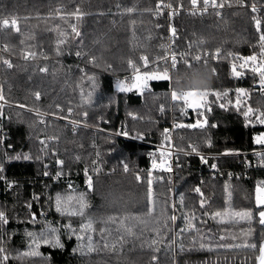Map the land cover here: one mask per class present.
<instances>
[{"label": "trees", "instance_id": "1", "mask_svg": "<svg viewBox=\"0 0 264 264\" xmlns=\"http://www.w3.org/2000/svg\"><path fill=\"white\" fill-rule=\"evenodd\" d=\"M159 1L0 0V20L18 24V28H3L0 34L4 47V54L0 53V89L5 97L0 101V210L9 221L0 224V237L10 257L7 264H257L264 225L259 223L254 205V189L264 173L213 179L199 159L182 156L183 168L178 174L157 175L164 179L155 180L150 190L148 148L107 134L122 130L130 136L146 134L161 142L164 125L171 119L174 108L168 82H152L142 94L114 89L115 78L130 73V61L142 67V56L151 63L164 55L167 22L164 14L157 13ZM180 3L190 4L189 0L174 2L176 6ZM77 10L79 19L73 15ZM253 16L264 19V10L255 15L232 8L221 17L211 14L203 18L180 14L175 20L179 48L188 50L189 56L220 48L223 54H259ZM27 53L33 55L28 57ZM93 57L95 63L90 62ZM5 58L11 60V67L2 62ZM148 70L154 68L149 65L144 72ZM213 70V65H180L171 85L176 90L225 92L226 74L215 77ZM197 77L202 85L210 82L211 86L190 87ZM89 93L91 102L85 103ZM245 93L248 107L255 113L264 112V99L251 89ZM209 99L214 106L210 126L204 131L180 132L178 148L195 144L216 152L260 147L253 138L264 132V126H246L243 112L247 108L241 107L245 104H240L239 110L234 107L235 93L220 99L221 103L232 101L225 108L215 96L209 95ZM68 119L87 127L73 133L72 126L64 121ZM16 156L21 158L14 159ZM125 163L128 171L122 167ZM233 164L234 159L225 160L220 167L232 168ZM86 172L93 177L91 189L85 185ZM137 175H143L140 182ZM226 186L231 192L230 202ZM174 187L175 211L170 207ZM197 187L206 201L203 209L199 207L200 196L194 192ZM57 193L83 197L84 215L58 214L54 208ZM178 194L184 196L183 207ZM224 209L251 211L252 218L227 224L211 218L215 211ZM32 213L38 221L35 225L29 222ZM193 213V223L200 232L179 233L180 228L187 227L185 214L191 217ZM174 214L177 219L171 221ZM88 220L93 223L91 251L87 233L77 239L63 227L70 221L81 235V226ZM45 222L59 226L63 247L42 245V256L14 259L27 250L25 233L40 231ZM252 243L256 249L242 246ZM209 245L212 251L207 250Z\"/></svg>", "mask_w": 264, "mask_h": 264}, {"label": "snow or ice", "instance_id": "2", "mask_svg": "<svg viewBox=\"0 0 264 264\" xmlns=\"http://www.w3.org/2000/svg\"><path fill=\"white\" fill-rule=\"evenodd\" d=\"M190 5L192 6L193 9V13L192 14H204L207 13L209 8H212L214 11H216V14L219 15V9H222L225 4L223 2V0H220V2L218 3L217 0H189ZM201 5H202V9H201ZM231 6V5H229ZM245 5H243V3H241V7H243ZM158 9L162 8V7H166L169 10L172 11L173 14H176L177 10H173L172 9V5L171 4H164V0H160V3L158 4ZM182 7V5H178V8ZM251 12L252 13H257L258 9L255 6V4H253L251 6ZM73 15L77 16V19H79V14H78V10L77 13H74ZM253 21H254V27L257 33H259V41H260V60L258 61V57L257 55L253 54L250 55L248 57H233L234 60H239L240 63L239 65H237L236 63H233L231 66V71L233 73V75L237 78H239L240 76L243 75V69H245V67L247 66L248 68H250L251 72L253 73V75L258 74L259 75V84L262 86V88H264V31H262V27H264V19H261L257 16H253ZM3 25L6 27H12V28H18V24L17 22L14 21H9V20H5L3 21ZM72 31L78 36L79 32L76 30L75 26H73ZM171 34L172 36H175V29H171ZM61 43H63V41H60ZM6 50V49H5ZM28 57H31L33 54L32 53H27L26 54ZM77 56L81 55L80 52L76 53ZM216 55H219V50L216 51ZM229 55H232L231 53H229ZM201 59V57L199 55H196L193 57V60L195 62H199ZM141 60L143 61V66L147 68L149 61L147 56H142ZM166 63H170L171 67L173 70H176L177 68V57L175 54H172L169 57H165L164 58ZM3 63L7 64V66L11 67V63L9 60L6 61H2ZM92 63H95V58L93 57L91 59ZM131 64V61L129 62ZM181 63H183L185 65V67L191 68L192 64L188 63V61L186 60H181ZM134 72L136 73V75L133 77V81L134 83L130 86H125L124 83L122 82H117L116 84V88L118 91L120 92H128L131 91L133 87L137 88L141 94L143 92L144 89L147 88V81L149 80H165V81H170L171 77L169 75V72L167 70V68H165L163 71L160 70H148L146 72H144L143 74H140V70L139 68H137L135 65H132ZM240 68L241 71H238L237 68ZM42 72H47V68H42L41 69ZM90 80L94 81V78H90ZM237 99H236V103L234 105V107H236L237 110H239L240 104H241V95H247V93H245L244 89H237ZM209 95L215 96V98L217 100H220L222 98L227 97L228 93L224 92V93H220V92H210V91H203L200 93H191V92H185L184 94H177L174 90L171 92V99L173 101L176 102H182L184 107L181 109V111L183 113H187L188 109L193 110L194 112H197L198 116L203 117L204 115V109L206 108L207 104H208V100L207 97ZM39 93H36V99H39ZM5 97L3 96L2 93V89H0V101H4ZM91 102V93L88 94V97L85 99V103H90ZM232 101L228 100L226 103H221L219 106L221 108H225L227 106V104H231ZM208 111H210V107L207 108ZM161 111H163V108H161ZM69 112H71V110L69 109ZM0 115H2V113H0ZM38 116H42L41 113L37 112ZM243 115L246 119V126H255L256 124H259L261 126H264V112H258V113H254L253 109L248 108L247 111L243 112ZM253 115H255V120L252 119ZM84 116H87V113H84ZM135 118V117H133ZM41 123H43V120H41ZM207 125V119L203 118V119H197L195 123H191V124H182V123H178L176 124L174 127L176 128H184L187 127L189 129H194V128H201L203 129L204 127H206ZM125 135H127V133H124ZM164 139L166 141V143L168 144L169 148L171 147V136H170V132L168 129L164 130ZM253 142L256 145H260V146H264V132L259 133L257 135L254 136L253 138ZM44 141H41V144H44ZM208 146L211 147V142H208ZM191 151L192 152H197V149L195 146H191ZM198 154V153H197ZM225 155H239L240 153L238 152H225ZM256 155H258L261 158V166H264V152H258L256 153ZM160 156L161 157H168L170 156V152H160ZM14 159H20L21 157L16 156L13 157ZM24 159H30L29 156H24ZM201 162L204 164L208 163V159L205 158L204 156H200ZM63 161L62 160H57V164L62 166L63 165ZM151 166L152 169H159L161 171H168L171 172V166L170 164H168L166 161L162 162V163H157V161L155 159L152 160L151 162ZM249 166H251L249 164ZM123 169L125 171H128V165L125 163L122 165ZM211 167L213 169L216 168V165L213 164L211 165ZM3 172L2 167H0V173ZM45 175H47L48 173L45 172ZM87 175V172L85 173ZM59 175V173H58ZM137 178V182L141 181V178L139 175L136 176ZM0 179H2V177H0ZM147 183L149 185V189L151 190V186H152V179H151V173H149V178L147 180ZM9 187L12 186L11 183H9L8 185ZM71 187V186H69ZM87 187L89 189L92 188V179L91 176H88L87 179ZM227 187L226 186V191H227ZM194 192L200 196V200H199V207L201 209L205 208L206 206V201L204 199V194L201 191V189L199 187L194 189ZM179 196V204L181 205V207H183L184 205V196L182 194H178ZM227 197H228V201L230 202L231 200V192L227 191ZM36 199H39V197H35ZM254 205L255 207L258 209V217H259V223L264 225V181H261L260 183H258L255 186V190H254ZM27 207L29 209H31V204H27ZM173 209L175 208V204L172 205ZM230 207V204H229ZM54 208L55 211L60 214L61 216H68V217H74V216H83L84 215V208H85V204L83 202V197H74L72 195H61L60 193L55 194L54 197ZM43 215V213H42ZM205 215H207V213H205ZM214 220H217L218 223L221 224H227V223H233V222H238V220H250L252 218V212L251 211H229L228 209H224V210H217L215 211V213L212 215L211 217ZM177 219L176 215H172L170 217L171 221H175ZM183 219L187 222V227H183L179 229V233H184L187 231H191L194 233H199L200 229L196 228L195 223H193V221L196 220L195 214L193 213V215L191 217H188L187 214H185V216L183 217ZM8 218L6 213L3 210H0V224L3 225H7L8 224ZM30 223H32L33 225H35L36 223H38L37 219H36V214L32 213L31 214V218H30ZM200 223H203V221H200ZM63 227L65 229H67V231L69 232L70 235L72 236H76L77 239H83V233H87L88 234V243H87V247H88V251L92 250V237H91V232L93 230V223L91 220H88L87 223L82 224L80 232L81 235H77V230L73 228L71 222H67L63 225ZM59 226H53L48 222H45L44 225H42V228L40 231L36 232V231H28L25 233V235L28 237V244H27V250L18 253L17 256L13 257L14 259H26V258H30V257H40L42 256V253L39 251L40 247L42 245L44 246H49V247H53V248H62L63 244L61 243L60 239H59ZM224 237L221 236L220 239H223ZM244 247H248V248H252V249H256L257 245L255 243L252 244H245L242 245ZM201 248H204L205 245L201 244L200 245ZM218 247L221 248H225V247H229L228 245H218ZM183 250V249H182ZM208 251H212L213 248L211 247V245H209L207 247ZM258 256H257V264H264V241H262L260 243L259 246V250H258ZM9 255L6 253L5 248L3 246V238L0 237V264H7V261L9 260Z\"/></svg>", "mask_w": 264, "mask_h": 264}, {"label": "built area", "instance_id": "3", "mask_svg": "<svg viewBox=\"0 0 264 264\" xmlns=\"http://www.w3.org/2000/svg\"><path fill=\"white\" fill-rule=\"evenodd\" d=\"M237 1H239V0H227L225 2V6L222 9L218 10L219 11V15H217V14L216 15L218 17H221L223 15L222 13H224L225 11H227L229 9H232V8L246 9V10L251 11V6L253 4H249V2L250 1H254V0H240L241 1L240 3H237ZM217 2H218V0H217ZM261 2L264 3V0H262ZM241 3H243V5H245V6L241 7ZM164 4H171L173 10H177L178 9L176 14H173L172 11L169 10L168 8H166V7H162V10H161V8H159V10L157 11V13L166 14V16H167V27L169 25V28H167V30H169V31L172 28V26H171V24H173L172 22L175 23L176 18L180 14L184 13L186 15H195V16H199V17H204V16L209 15L212 12L216 13V11H214L212 8H209L207 13H204V14H199V13L192 14L193 13V9H192V6L190 4L188 6H183L182 5V7L178 8V6H176L174 4V2H172V0H164ZM229 5H231V6H229ZM255 6L257 7L258 12H260V10L262 8H264V4L255 5ZM201 9H202V5H201ZM163 10H164V12H163ZM257 13H254V14L257 15ZM3 28H12V27L4 26L3 25V21L0 20V34H1V31H2ZM166 49H167V47H165V50ZM3 52H4V47H3L2 43H1V38H0V53H3ZM171 55H172L171 53L167 54V56L164 55V57L159 60L160 66H162L163 70L165 68H167L170 77H171L172 72H174L175 70L172 69L170 63H166L165 62L164 58L165 57H169L170 58ZM175 55L177 57V68H176V70L178 69V67L180 65H184L183 63H181V60H186V61H188V63H191L192 65H203L204 64V66H207L206 64L208 63V60L213 59L211 56L217 57L218 59H220V61H223V62L227 63V65L229 66V68L227 69V73H228L227 74V76H228L227 79H228L229 85L233 89H235V90L242 89V88L246 87L245 85L247 84L248 80H254L255 81V93L258 96H260L261 98L264 99V88H262V86L259 84V75L258 74L253 75V73L251 72L250 68H248L246 66L245 69L242 70L243 71V75L242 76L237 78V77H235L233 75V73L231 71L232 64L236 63L237 65H239V63H240L239 60H234L233 59V57H236V55L232 54V55H228L226 57H223L222 53L220 51H219V55L218 56L216 55V52L213 55L210 54V53H202V54H198L201 57L199 62H195L193 60V57L195 55L194 56H189V55H185V54L182 55V54H179L178 52ZM223 55L225 56V54H223ZM248 56H250V55H243V54L239 55V57H248ZM6 60H9L10 63H11L10 59H6L5 58V61ZM132 65H135L137 67L136 63L131 62V64H129L130 73L128 75L124 76L123 78H119V77L115 78V81H116L115 82V87H114L115 91L120 92L116 88L117 82H122V83L125 84V86H130V85H132L134 83L133 77L136 75V73L134 72ZM139 70H140V74L144 73L141 69H139ZM237 70L241 71V69L239 67L237 68ZM214 73H217V72H214ZM171 81H172V79L170 80V82L166 81V82H168L170 84L169 88H168V91H169L170 95H171V92L173 91V89L171 87ZM150 83L151 82L147 83V88L144 89L143 91H148L150 89V87H149ZM251 89H253V88H251ZM134 91L135 92L138 91L139 93H141L135 87H133L131 91H128L126 93H130V92H134ZM175 92L177 94H184L185 93V92H181V91H177V90ZM171 102H172V104L180 105V107L177 110V112L174 109H172L171 119H169V122L167 124H165L164 125L165 127L163 128V133H164L165 129H168L169 132H170V136H171V147L170 148H169L168 144L166 143V141L164 139V135H163V139H162L161 142H154L146 134H140L139 136L134 137V136H130L128 134L125 135L122 130L119 133H117V134H115V133H107V134L115 136V137H118V138H121V139H124V140H127V141L136 142V143H138V144H140L142 146L147 147L148 150H149L148 158L150 160V164H149V167H148V169L146 171H147V173H151L152 175L156 174V175H160V176L167 175L169 177H174L183 168V163H182V158H181L182 156L192 157V158H195V159H199L201 161V159H200L201 155L208 159V163L207 164H204V163H202V164L206 166V169L211 174V177L213 179H223V178H225V179L233 180V179H238V178H241V177L242 178H246V177H248V175L250 173H255V172L256 173H264V166H261V163H262L261 162V158L258 155H256V153H258V152H264V146H260L258 148H253V149H249V150H239V149H228L227 148V149H225L223 151H216V152L212 151V150H207L206 152H203L195 144H189L187 146L188 149H185V150H181L180 148H178L177 147V139H178L177 136H178V134L180 132H182L183 130H188V131L198 130V131H201V130L207 129L210 126V124H211L210 117L212 116L214 110L212 109L211 105L207 104L206 108L204 109L203 117H200V116H198L197 112H194L191 109H188L186 114L183 113L181 111V109L184 107L182 102H176V101H173L172 99H171ZM1 104L3 105L2 102H1ZM209 107L211 109L210 111L207 110V108H209ZM44 116L46 117V115H44ZM203 118L207 119V125L203 129H201V128L189 129L187 127H184V128H176V127H174L178 123L191 124V123H195L197 119H203ZM64 121H66L68 124H70L72 126V132L73 133H76L77 132V128H79V127H87L85 124L76 122V121L71 120V119L64 120ZM40 122H41V120H40ZM43 124H45L44 120H43ZM215 127H216V124L213 125V128H215ZM99 131L103 132L100 129H99ZM42 141H44V139ZM51 141H52V138H49L48 142H51ZM190 145L191 146H195L196 149H197V152H192L191 148H190ZM162 151L170 152V156L161 157L160 156V152H162ZM225 152H238L240 154L239 155H225L224 154ZM153 159H155L157 161V163H162V162L166 161L168 164H170L172 171L168 172V171H161L159 169H152L151 162H152ZM230 159H234V164H233L234 167H232V168H228V167L221 168L220 167V163L222 161L230 160ZM213 164L216 165L215 169H213L211 167V165H213ZM249 164L251 166H249ZM57 178H59V177L57 176ZM171 179H173V178H171ZM261 181H264V178L260 179L256 183V185L258 183H260ZM85 185L87 186V183H85ZM173 204H175V200L174 199L170 203V207L172 209H173V207H172ZM175 209H176V205H175V208L173 210L175 211Z\"/></svg>", "mask_w": 264, "mask_h": 264}, {"label": "rangeland", "instance_id": "4", "mask_svg": "<svg viewBox=\"0 0 264 264\" xmlns=\"http://www.w3.org/2000/svg\"><path fill=\"white\" fill-rule=\"evenodd\" d=\"M227 0H223V2H224V4H225V2H226ZM262 0H254V1H250L249 2V4H255V5H260V4H264L263 2H261ZM172 2H175V0H172ZM218 2H220V0H218ZM241 1L239 0V1H237V3H240ZM159 3H160V1H159ZM158 3V4H159ZM179 5H184L183 3H180ZM159 10V9H158ZM157 10V11H158ZM161 10H162V8H161ZM264 10V8H262L261 10H260V12H258L257 14H260L262 11ZM163 12H164V10H163ZM211 14H216V13H214V12H212V13H210L209 15H211ZM223 14V13H222ZM165 16H166V14H164ZM192 16H195V15H192ZM208 16V15H207ZM205 17V16H204ZM203 18V17H202ZM166 22H167V16H166ZM173 24H171V26H172V28L171 29H175V36H172V34H171V30L169 31V30H167V28H169V25H168V27H166V32H165V34H164V44H165V47H167V49L165 50V51H163L164 52V55L165 56H167V54H169V53H171V54H176L177 52L179 53V54H182V55H188L189 54V51L188 50H183V49H180L179 48V45H178V40H179V37H180V34H179V31H178V27H177V24L176 23H174V22H172ZM217 50H219L221 53H222V56L223 57H226V56H228L229 54H226V52H225V56L223 55V52H224V50H222L221 48L220 49H217ZM217 50H206V51H201V52H197V54H195V56L196 55H198V54H202V53H210V54H214ZM190 53H192V51L190 52ZM231 54H233V55H236V57H239V55H242V54H240V53H231ZM164 55L163 56H159V57H156V59H155V61H153V62H151V63H149L148 64V66L150 65L152 68H154V70H160V71H163V68H162V66H160V62H159V60L160 59H162L163 57H164ZM255 55H257V57H258V61L257 62H259V60H260V53L259 54H257V53H255ZM192 56H194V55H192ZM213 59H210V60H208V63L206 64L208 67L209 66H211V65H213L214 66V69L215 70H213V76H215V77H218L220 74H226V76H227V69L229 68V66L227 65V63H225V62H223V61H220V59H218L217 57H213V56H211ZM135 63V62H134ZM156 63V64H155ZM137 64V63H136ZM142 65H143V61H142ZM147 66V67H148ZM203 66H204V64H203ZM137 67L139 68V69H141L143 72H144V69H146V67H144V66H142V67H140V64H137ZM180 67V66H179ZM178 67V68H179ZM220 68H222L223 69V71H222V73H221V69ZM178 70V69H177ZM177 70H175L174 72H172V74H171V79H173V74L177 71ZM214 72H217V73H214ZM228 77V76H227ZM155 81H164V80H149V81H147V83L148 82H155ZM170 82V81H169ZM171 83H172V81H171ZM246 87H244V88H242V89H244L245 90V92L247 91V90H250L251 88H253V89H251L254 93H255V81L254 80H248L247 81V84L245 85ZM171 87H172V89L173 90H175L176 91V89H174L173 88V86L171 85ZM251 87V88H250ZM178 91V90H177ZM204 90H182L181 92H191V93H200V92H203ZM225 92H227V93H235L236 95H237V92H236V90L235 89H233L230 85H229V83H228V79H227V89H226V91ZM222 93H224V92H222ZM168 94H169V98H170V101H171V95H170V93H169V91H168ZM229 98L231 99L232 97L231 96H229ZM248 98H249V96H248V93H247V95L245 96V95H241V97H240V99H241V104H245L244 106H241V107H246L247 109L249 108L248 107ZM207 100H208V104L209 105H211V107H212V109L214 110V106H213V102L212 101H210V99H209V96L207 97ZM212 102V103H211ZM221 102L222 101H220L219 100V104H221ZM1 103V102H0ZM235 103H236V99H235V101L233 102V105H235ZM171 104H172V102H171ZM2 105V104H1ZM172 106H173V108H174V110L177 112V110L179 109L175 104H172ZM247 109H246V111H247ZM252 109V108H251ZM253 112L255 113V111H254V109H253ZM254 116V115H253ZM1 117H3V114L1 115ZM193 131H198V130H193ZM201 131H204V130H201ZM180 138H182V137H180ZM178 140V139H177ZM197 146V145H196ZM198 147V146H197ZM199 148V147H198ZM185 149H188V147H184V148H182L181 150H185ZM200 150H202V149H200ZM203 152H206L205 150H202ZM202 152V153H203ZM88 176H91V178H93L92 177V175H87V179H88ZM143 175H141L140 176V178L142 177ZM148 177H149V174L147 175ZM151 179H152V181L154 182L155 180L157 181L158 179L159 180H163L164 178H162V177H160V176H157L156 174H154V175H152L151 174ZM153 184V183H152ZM151 188H152V186H151ZM255 190V189H254ZM175 200V205L177 206V199L175 198V187H174V191H173V198L170 200V203H171V201L172 200ZM174 212V211H173ZM175 215V214H174Z\"/></svg>", "mask_w": 264, "mask_h": 264}, {"label": "clouds", "instance_id": "5", "mask_svg": "<svg viewBox=\"0 0 264 264\" xmlns=\"http://www.w3.org/2000/svg\"><path fill=\"white\" fill-rule=\"evenodd\" d=\"M190 87H204V86H211V84H210V82H208V83H206V84H201L200 83V78L199 77H197V78H195L192 82H191V84L189 85ZM183 89H178V91H182Z\"/></svg>", "mask_w": 264, "mask_h": 264}]
</instances>
